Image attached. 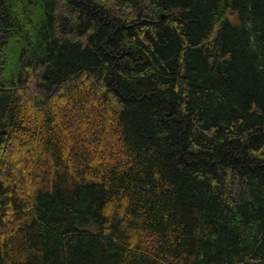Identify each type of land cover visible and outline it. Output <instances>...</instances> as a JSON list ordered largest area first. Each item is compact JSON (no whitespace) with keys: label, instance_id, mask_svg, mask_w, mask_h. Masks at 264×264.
<instances>
[{"label":"trees","instance_id":"16d2710c","mask_svg":"<svg viewBox=\"0 0 264 264\" xmlns=\"http://www.w3.org/2000/svg\"><path fill=\"white\" fill-rule=\"evenodd\" d=\"M0 264H264V0H0Z\"/></svg>","mask_w":264,"mask_h":264}]
</instances>
